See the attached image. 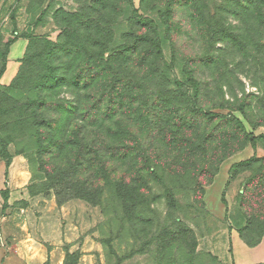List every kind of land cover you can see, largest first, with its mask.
<instances>
[{
    "label": "rangeland",
    "instance_id": "obj_1",
    "mask_svg": "<svg viewBox=\"0 0 264 264\" xmlns=\"http://www.w3.org/2000/svg\"><path fill=\"white\" fill-rule=\"evenodd\" d=\"M0 74V264H221L222 230L263 238L264 169L238 164L264 159V0H0Z\"/></svg>",
    "mask_w": 264,
    "mask_h": 264
},
{
    "label": "crops",
    "instance_id": "obj_2",
    "mask_svg": "<svg viewBox=\"0 0 264 264\" xmlns=\"http://www.w3.org/2000/svg\"><path fill=\"white\" fill-rule=\"evenodd\" d=\"M19 42L20 48L17 50L18 57H16L15 60L21 58L25 53L28 45L27 41L25 39L16 41L10 47L8 56L9 64H11V57L15 50V46L18 45ZM1 191L2 190H0V192ZM208 243L211 249L210 252L218 258L221 264H264V236L258 245L252 247L245 242L240 234L230 230H222L220 234L212 238Z\"/></svg>",
    "mask_w": 264,
    "mask_h": 264
},
{
    "label": "trees",
    "instance_id": "obj_3",
    "mask_svg": "<svg viewBox=\"0 0 264 264\" xmlns=\"http://www.w3.org/2000/svg\"><path fill=\"white\" fill-rule=\"evenodd\" d=\"M146 22V24L147 23H153L152 21H150V20H146L145 21ZM25 39H28V38H25ZM16 41H18V39H14V40H11L10 42H9V44H8V52H9V49H10V47L16 42ZM27 48H28V46H27ZM153 48H155L154 46H153ZM156 49V48H155ZM160 51V50H159ZM156 55L158 56V57H160L161 56V51L160 52H157L156 53ZM2 74V73H1ZM1 74H0V76H1ZM24 79H25V72L23 71V69L19 72V75H18V77H17V79H16V81H15V83H14V86H13V88H17V86H19V85H21V83L24 81ZM48 92H50V89H48ZM201 116H203L206 120H209V121H213V120H217V119H221V120H224V122L226 123V122H229V124L230 123H232L231 124V126L232 125H236V127H237V129H239L240 131H242L243 133H245L246 134V129H245V127H244V125H243V123L239 120V119H237V118H234V117H232V118H230V119H228L226 116H223V115H219V114H215V113H203V114H201ZM193 121H195V120H193ZM55 123V122H54ZM173 131H172V135L173 136H175V137H177V136H179V134H180V126L179 125H177V126H174V129H172ZM195 130H196V128L194 127V126H191L190 128H189V131H192V133L195 135ZM84 131L85 132H87L86 131V129L84 128ZM81 133H82V131L79 133L78 132V134H80V136H81ZM191 133V132H190ZM168 134V132H163L162 133V135H164V136H166ZM193 134H189L188 136H190V143L192 144V145H195L196 144V142H195V140H196V137L195 136H193ZM247 135V134H246ZM83 136V135H82ZM263 138H264V136H263ZM82 139V138H81ZM251 144H252V146L253 147H255V139H253L252 140V142H251ZM81 152H82V150H81V147H79L78 148V150H77V152H76V155H77V157L78 158H81ZM97 153V155H99V151H97L96 152ZM98 157V162H96L95 163V166L97 167V170H98V173L99 172H101V174L100 175H98V182L103 178V177H105L106 176V172H107V167H108V163H106V161L105 160H103L101 157H99V156H97ZM0 158H1V154H0ZM126 158V157H125ZM124 158V159H125ZM255 163H260L261 165H262V168L264 169V159H260V160H257V159H255V160H249V161H246V162H242V163H240V164H238L239 166H252V164H255ZM7 166V168H8V165H6ZM239 166H236L235 168H238ZM6 168V169H7ZM7 174V173H6ZM111 174H113V175H116V173L115 172H111L110 173V175L108 176V183H110V185H111V187L113 188V190H114V194H115V196H117L118 198L120 197V199H122L121 198V195L123 194V192H124V183H123V178L122 177H120V176H118V178L117 179H115V178H113V180H112V177H111ZM264 174V173H263ZM107 177V176H106ZM0 194H1V197H2V200H3V205H2V214L4 213L5 214V212H6V210L9 208V190L6 188V189H4V190H2L1 192H0ZM86 200H88V201H90V202H92V203H94V201H95V191H93L92 192V196H88V198H85ZM241 236V235H240ZM242 237V236H241ZM244 239V238H243ZM245 242H246V240H245ZM247 243V242H246ZM260 243V242H259ZM258 243V244H259ZM248 244V243H247ZM257 244V245H258ZM249 245V244H248ZM249 246H256V245H249Z\"/></svg>",
    "mask_w": 264,
    "mask_h": 264
}]
</instances>
